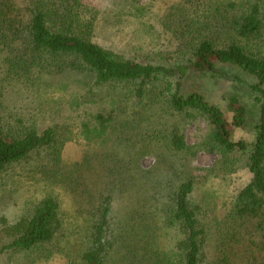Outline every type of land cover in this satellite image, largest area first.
I'll use <instances>...</instances> for the list:
<instances>
[{"label":"trees","instance_id":"16d2710c","mask_svg":"<svg viewBox=\"0 0 264 264\" xmlns=\"http://www.w3.org/2000/svg\"><path fill=\"white\" fill-rule=\"evenodd\" d=\"M136 6L137 16L151 10ZM155 16L154 48L126 57L94 40L99 13L81 0H0V188L21 164L36 189L18 218L0 215V264L47 246L36 260L264 264V0H166ZM221 65L255 78L250 141L234 137L247 113L237 95L230 120L201 92H182L192 76H220ZM102 88L113 91L108 106L81 109L103 105L94 99ZM16 89L35 98L30 115L7 110ZM47 115L58 120H39ZM197 120L207 131L190 144L184 127ZM70 142L81 146L74 158ZM200 152L218 156L203 175L193 165ZM239 169L250 175L239 190L202 189ZM165 236L172 244L158 246Z\"/></svg>","mask_w":264,"mask_h":264},{"label":"rangeland","instance_id":"374dc122","mask_svg":"<svg viewBox=\"0 0 264 264\" xmlns=\"http://www.w3.org/2000/svg\"><path fill=\"white\" fill-rule=\"evenodd\" d=\"M88 7L99 13V22L94 34V40L103 47L110 49L116 53L126 57H135L143 52H147L154 48L157 40L155 29L158 28L156 14L162 9L163 3L166 0H81ZM136 5H146L150 8V12L145 14H136ZM159 40V39H158ZM161 40H159V43ZM160 45L156 46L159 49ZM140 52V53H139ZM222 73L216 78L209 75L192 76L183 85L182 92L190 91L201 92L208 101L218 104L231 120V113L228 109L230 97L237 95L245 105L246 123L242 127L234 128V137L236 139L244 138L248 141L255 136V124L258 116V104L255 100L251 89V84L255 82L253 75H250L237 66L221 65ZM110 94L113 91L102 88L98 91L94 99L102 100V104H91L86 107L83 105L81 109L91 108L94 110L102 106H108L111 99ZM99 97H102L99 98ZM7 110L21 115L31 114L35 111V98L27 90H13L5 97ZM77 110L72 112L68 120L74 124H78L80 115L83 111ZM85 111V110H84ZM66 115V113H65ZM68 116V114H67ZM58 118L40 119L45 124L51 123ZM122 121H114L115 128L122 125ZM187 140L190 144H195L201 140L204 133L207 131V124L204 120L187 122L184 127ZM81 146L77 143L70 142L65 147V156L68 158L76 157ZM218 156L208 152H200L193 161V165L197 168L195 173L203 175L205 168L211 166ZM154 157L146 156L142 160V165L150 167L154 163ZM31 166L17 165L15 171L12 172L13 180H11L9 188H0V215H6L10 220L18 218L27 207V197L32 191H35V186H31ZM10 177V176H9ZM25 179H28L26 182ZM250 175L244 169H239L225 184H219L218 179L209 178L203 185L202 189L211 188L216 190L221 196L228 191H237L248 182ZM44 186H42L43 188ZM198 193L196 196L198 198ZM196 198V199H197ZM222 199V198H221ZM64 207L72 209V201H61ZM172 236L162 237L157 244L160 247L163 245L172 244ZM48 247V246H47ZM47 247H42L29 252H21L14 258L12 264H62L59 258L55 256L51 260L43 258L36 260L38 252H46ZM49 248V247H48ZM39 250V251H38ZM54 259V260H53Z\"/></svg>","mask_w":264,"mask_h":264}]
</instances>
